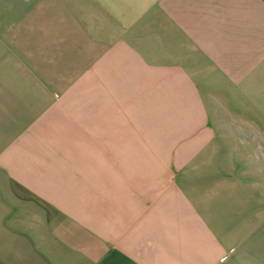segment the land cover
Returning <instances> with one entry per match:
<instances>
[{"label":"crops","instance_id":"1","mask_svg":"<svg viewBox=\"0 0 264 264\" xmlns=\"http://www.w3.org/2000/svg\"><path fill=\"white\" fill-rule=\"evenodd\" d=\"M0 264H264V0H0Z\"/></svg>","mask_w":264,"mask_h":264}]
</instances>
